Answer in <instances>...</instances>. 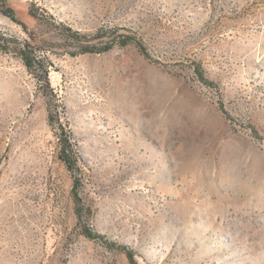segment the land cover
<instances>
[{
    "label": "rangeland",
    "instance_id": "obj_1",
    "mask_svg": "<svg viewBox=\"0 0 264 264\" xmlns=\"http://www.w3.org/2000/svg\"><path fill=\"white\" fill-rule=\"evenodd\" d=\"M6 1L0 264H264V0Z\"/></svg>",
    "mask_w": 264,
    "mask_h": 264
},
{
    "label": "trees",
    "instance_id": "obj_2",
    "mask_svg": "<svg viewBox=\"0 0 264 264\" xmlns=\"http://www.w3.org/2000/svg\"><path fill=\"white\" fill-rule=\"evenodd\" d=\"M0 10L2 11V13L11 18L13 21L15 22H19L17 19H16V13L14 11L13 8L9 7L7 5V1L6 0H0ZM31 15L35 18H37V15H34L33 11L31 10ZM19 24H21L19 22ZM24 28L27 30V27H25V25H23ZM2 38H4L2 36ZM4 41V39H2ZM134 41V39L130 36H122L120 38V44L121 46H126L128 43ZM31 56H33L31 58ZM21 57L23 58L24 60V64L25 66L29 69V70H32L33 69V66H34V62L33 61V58L34 60L38 59L39 57H37L35 55V52H34V49L33 47L29 44V43H26V45L24 46V48L21 50ZM41 63L40 59L37 60ZM200 77L204 80V77L203 75H201V73H199ZM47 73H46V83L47 85L48 84V79H47ZM69 147H70V144L69 142L68 143H65L62 145V150H61V154H60V160L66 164V166L69 168V169H72L74 166L77 165V160L73 159V156H70L68 150H69ZM85 237L89 238V239H95L96 236H98L99 238H103L102 235H97V234H94L92 231L90 230H86L85 233H84ZM113 245V244H112ZM123 250L126 251V254H127V257L129 258L130 262L132 264H136V261L134 259V254L131 252V251H128L127 249L123 248Z\"/></svg>",
    "mask_w": 264,
    "mask_h": 264
}]
</instances>
